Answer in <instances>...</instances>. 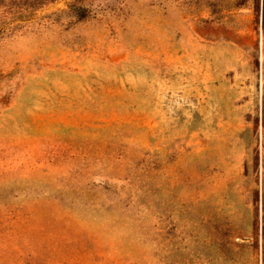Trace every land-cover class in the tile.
<instances>
[{"label": "rangeland", "instance_id": "rangeland-1", "mask_svg": "<svg viewBox=\"0 0 264 264\" xmlns=\"http://www.w3.org/2000/svg\"><path fill=\"white\" fill-rule=\"evenodd\" d=\"M0 0V264H264V0Z\"/></svg>", "mask_w": 264, "mask_h": 264}, {"label": "trees", "instance_id": "trees-1", "mask_svg": "<svg viewBox=\"0 0 264 264\" xmlns=\"http://www.w3.org/2000/svg\"><path fill=\"white\" fill-rule=\"evenodd\" d=\"M91 1V0H88ZM86 0H75L70 5V11L77 15L79 18H86L90 15V10L87 9Z\"/></svg>", "mask_w": 264, "mask_h": 264}]
</instances>
